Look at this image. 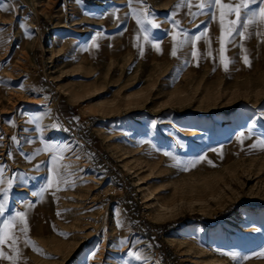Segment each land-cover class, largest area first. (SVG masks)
Masks as SVG:
<instances>
[{
  "label": "rangeland",
  "instance_id": "rangeland-1",
  "mask_svg": "<svg viewBox=\"0 0 264 264\" xmlns=\"http://www.w3.org/2000/svg\"><path fill=\"white\" fill-rule=\"evenodd\" d=\"M180 2L0 0V264H264V36Z\"/></svg>",
  "mask_w": 264,
  "mask_h": 264
},
{
  "label": "snow or ice",
  "instance_id": "snow-or-ice-1",
  "mask_svg": "<svg viewBox=\"0 0 264 264\" xmlns=\"http://www.w3.org/2000/svg\"><path fill=\"white\" fill-rule=\"evenodd\" d=\"M132 0H128L129 6H131ZM193 4V0H181L180 3L176 5L177 8L181 7L182 5H186L187 7L191 8ZM196 7L200 10L199 12H190V15L195 18L197 15H204V14H210V18L215 21H219V26L221 29V36L218 37L221 47H220V62L223 64L224 70L229 71V65L232 63L231 58H229L226 55H223V53L226 52V45L233 44L237 38L244 37L247 34L248 39L252 38L253 31L256 35L264 36V0H197ZM5 11H8L7 8H5ZM146 12V9L144 10ZM135 14V10H134ZM175 13H173V16ZM149 24L152 25V27H160V25L153 23L151 20L148 21ZM137 24L141 25L140 31L144 32L146 31L143 27L144 21L137 19ZM179 25V21L173 22V26L177 27ZM252 26H255V29L253 31H250V28ZM4 29L0 27V33H2ZM99 35V33H97ZM185 40L181 43H190V41L187 39V34L185 33ZM204 37H207L206 32H201L199 35L195 36V40H200ZM140 37L137 36V40H139ZM145 41L148 40V37L145 35L144 37ZM173 39H176V36H173ZM209 44H211V40L209 39L207 41ZM95 45V41L93 42ZM98 47V45H95ZM139 46V45H137ZM154 47L157 49V51H160L159 44L154 45ZM212 53L209 52L208 55H211ZM172 56L177 55L176 47H173ZM195 55V53H193ZM243 63L251 66V60L249 57L245 54L243 57ZM241 136L244 135V133L240 134ZM15 140V137L12 138ZM259 146L264 148V141L258 142ZM254 145L253 147H255ZM55 147V146H52ZM46 150H51V147L46 148ZM165 155H171V153H165ZM202 160H206L207 157H201ZM57 160V157H53V163L55 164ZM179 164V161L177 162ZM196 161L190 162V166L194 167ZM187 167V165L185 166ZM2 172L3 169L0 168V184L4 183V180L2 178ZM59 177V179H58ZM63 179L61 172L59 169H55L53 172V178L48 181L47 186L41 190V193H32V195H42L44 191H46L48 188L56 187L57 190H59L58 185L61 183V180ZM66 182V181H65ZM8 188L10 189L12 187V181H7ZM7 191L8 189L0 188V192H4L5 199H7ZM5 203L0 202V216H4L5 214ZM59 214V213H58ZM18 218L19 222L22 223V227L19 229L21 232L26 233L28 231V224L27 219L25 218V215L23 212H17L15 214V218L5 220L3 222V234L0 235V245H3L9 241L12 242L13 246L15 245L16 239L18 237H15L14 235H11L12 229L16 227V223ZM123 243V241H122ZM226 255H230L233 260H244L247 259V257L238 256L235 253H225ZM4 253L0 251V256H3ZM130 255H133L136 257V259H140V256L136 253H131ZM260 255H264V253H261ZM6 259H11V257H5Z\"/></svg>",
  "mask_w": 264,
  "mask_h": 264
},
{
  "label": "built area",
  "instance_id": "built-area-1",
  "mask_svg": "<svg viewBox=\"0 0 264 264\" xmlns=\"http://www.w3.org/2000/svg\"><path fill=\"white\" fill-rule=\"evenodd\" d=\"M154 257L157 258L158 257V253H154Z\"/></svg>",
  "mask_w": 264,
  "mask_h": 264
},
{
  "label": "bare ground",
  "instance_id": "bare-ground-1",
  "mask_svg": "<svg viewBox=\"0 0 264 264\" xmlns=\"http://www.w3.org/2000/svg\"><path fill=\"white\" fill-rule=\"evenodd\" d=\"M142 140V139H141Z\"/></svg>",
  "mask_w": 264,
  "mask_h": 264
}]
</instances>
